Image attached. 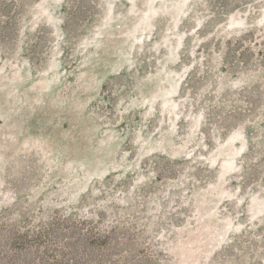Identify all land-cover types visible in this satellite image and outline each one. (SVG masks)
Instances as JSON below:
<instances>
[{"label":"rangeland","instance_id":"obj_1","mask_svg":"<svg viewBox=\"0 0 264 264\" xmlns=\"http://www.w3.org/2000/svg\"><path fill=\"white\" fill-rule=\"evenodd\" d=\"M0 264H264V0H0Z\"/></svg>","mask_w":264,"mask_h":264},{"label":"trees","instance_id":"obj_2","mask_svg":"<svg viewBox=\"0 0 264 264\" xmlns=\"http://www.w3.org/2000/svg\"><path fill=\"white\" fill-rule=\"evenodd\" d=\"M23 242V241H22Z\"/></svg>","mask_w":264,"mask_h":264}]
</instances>
